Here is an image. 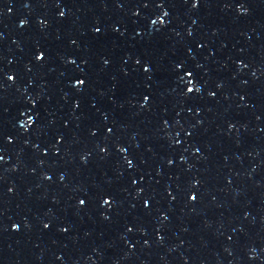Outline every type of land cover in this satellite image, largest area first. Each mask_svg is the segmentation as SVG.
<instances>
[{
    "label": "water",
    "instance_id": "obj_1",
    "mask_svg": "<svg viewBox=\"0 0 264 264\" xmlns=\"http://www.w3.org/2000/svg\"><path fill=\"white\" fill-rule=\"evenodd\" d=\"M0 264H264V0H0Z\"/></svg>",
    "mask_w": 264,
    "mask_h": 264
},
{
    "label": "snow or ice",
    "instance_id": "obj_2",
    "mask_svg": "<svg viewBox=\"0 0 264 264\" xmlns=\"http://www.w3.org/2000/svg\"><path fill=\"white\" fill-rule=\"evenodd\" d=\"M80 83H83L82 81L80 82ZM190 91H191V89H189ZM195 197H193V199H194ZM81 203H84L83 201H81Z\"/></svg>",
    "mask_w": 264,
    "mask_h": 264
}]
</instances>
